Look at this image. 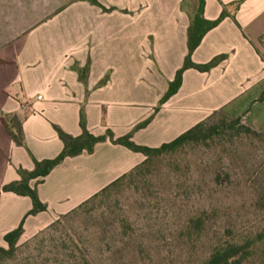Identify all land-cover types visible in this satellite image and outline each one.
Here are the masks:
<instances>
[{
	"label": "crops",
	"instance_id": "0c3cea01",
	"mask_svg": "<svg viewBox=\"0 0 264 264\" xmlns=\"http://www.w3.org/2000/svg\"><path fill=\"white\" fill-rule=\"evenodd\" d=\"M96 1L109 11L85 0H0L2 247H7L4 235L32 206L28 196L2 191V186L19 179L17 167L32 170V157L53 158L62 150L53 126L79 135L83 108L92 134L129 133L153 113L187 54L191 10L182 6L183 0ZM238 1L236 9L233 3ZM223 9L229 16L205 34L191 60L205 64L220 55L227 58L207 73L186 70L177 93L146 127L133 132L135 143L159 146L214 111L264 131V102H258L264 90V61L255 44L264 35V0H205L203 16L215 20ZM87 62L84 85L73 67L82 69ZM105 75L108 81L99 86ZM138 90L155 94L147 100L148 94ZM2 115L20 124L23 145L5 129ZM144 158L109 140L98 142L92 153L65 157L37 184L47 209L25 218L19 240L34 235ZM35 180H30L31 186Z\"/></svg>",
	"mask_w": 264,
	"mask_h": 264
},
{
	"label": "rangeland",
	"instance_id": "374dc122",
	"mask_svg": "<svg viewBox=\"0 0 264 264\" xmlns=\"http://www.w3.org/2000/svg\"><path fill=\"white\" fill-rule=\"evenodd\" d=\"M255 44L264 55V37ZM155 91L138 93L151 100ZM223 118L217 111L208 124ZM221 126L205 142L154 158L95 204L59 214L0 264H197L216 244L245 238L255 242L242 264H264V131Z\"/></svg>",
	"mask_w": 264,
	"mask_h": 264
},
{
	"label": "trees",
	"instance_id": "16d2710c",
	"mask_svg": "<svg viewBox=\"0 0 264 264\" xmlns=\"http://www.w3.org/2000/svg\"><path fill=\"white\" fill-rule=\"evenodd\" d=\"M85 1L89 2L91 5L98 6L105 12L109 11V9H105L96 0ZM194 1L196 3H194ZM185 3L186 0H183V7L185 6ZM233 4H235V8L238 9L239 5L241 4V1L235 2ZM204 6L205 0H190L191 12L189 13V26L187 29V54L185 56L181 68L177 70L173 81L169 83L167 91L161 97L157 106L154 108L153 113L147 119L134 126L129 133L122 136L114 137V134L111 130H106L105 133L102 135H94L89 132V130H87L86 128L85 114L83 108H81L79 113V127L81 129V133L79 135H70L65 131L61 130L59 127L53 126L58 137L63 142L62 150L53 158H44L38 160L32 157L34 163V168L32 170L24 169L21 166L17 167L16 171L19 175V179L4 184L2 186V191H8L13 192L17 195L28 196L31 199L32 206L24 214L18 226L8 231L4 235V241L6 242L7 247L0 246V257H9L14 253L16 249V244L24 231L23 224L25 218L28 215H35L38 212L45 211L47 209L46 203L42 202L38 196L37 184L40 183L42 179L56 165L61 163L65 157L76 156L82 153L83 151L92 153L95 145L98 142H103L106 140H109L113 144H120L122 146H125L131 151L140 152L145 156L144 160L141 163L135 165L128 171L124 172L118 178H116L97 192L93 193L83 202H81L75 209L65 215H62L61 217H67L75 211L81 210L84 207H87L88 205L95 204L96 202L100 201L101 198L112 192L119 184L123 182L130 183L137 174H140V172L148 169L154 158L173 153L190 143L205 142L209 138L218 135L220 133L219 131H221L222 129L221 125L224 124L226 121H228L229 126L233 129H237L240 126L241 128H244L242 127L243 125L239 118L229 119L226 117L221 120L220 123L222 124L209 125L207 119L208 117H211V115L217 113V111H214L203 121L197 123L190 129L180 133L174 139L168 142L161 143L159 146L150 147L146 145H141L135 143L131 139L133 132L146 127L152 121V119L163 106V104H165V102H167V100L171 96L177 93L181 86L182 75L186 70L194 69L200 73H207L227 58V55H220L205 64H195L191 60L192 53L199 46L205 34L213 28L217 27L226 17L229 16L228 13H226L225 9H223L221 14L215 20H207L203 16ZM263 37L264 35L260 37L259 40H262ZM261 58L264 61V55L261 54ZM73 69L78 73L79 81L86 85L89 73V62H87L82 69H80L76 65L73 67ZM108 79L109 77L108 75H106L98 83V85H104L108 81ZM258 102H264V90L261 93ZM2 119L4 122L5 129L9 132L13 140L18 145H23V133L21 130V126L16 121V119L7 115H2ZM244 130L251 132L254 135L260 134L256 130H251L248 128H244ZM32 179H36L35 184L33 186H31L29 183ZM56 221H54L50 225H53L54 223H56ZM197 225H201L198 220L194 222V226ZM254 242L255 238H245L240 243L225 241L216 244L210 252L209 256L204 261L197 264H242L251 256V248Z\"/></svg>",
	"mask_w": 264,
	"mask_h": 264
}]
</instances>
